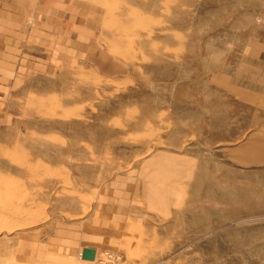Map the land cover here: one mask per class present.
I'll list each match as a JSON object with an SVG mask.
<instances>
[{
    "label": "rangeland",
    "instance_id": "1",
    "mask_svg": "<svg viewBox=\"0 0 264 264\" xmlns=\"http://www.w3.org/2000/svg\"><path fill=\"white\" fill-rule=\"evenodd\" d=\"M79 1L61 44L0 27V264H264L241 0Z\"/></svg>",
    "mask_w": 264,
    "mask_h": 264
},
{
    "label": "crops",
    "instance_id": "2",
    "mask_svg": "<svg viewBox=\"0 0 264 264\" xmlns=\"http://www.w3.org/2000/svg\"><path fill=\"white\" fill-rule=\"evenodd\" d=\"M81 6L84 5L79 0H0V27L37 28L39 36L43 33L45 38L47 35L53 38L51 42L61 44L63 20L70 23L65 26L75 27ZM237 9L246 13L247 23H251L252 18L255 20L253 28L256 30L241 41L244 46L237 57V64L229 73H224L223 82L243 105L246 103L248 108L256 110V122L261 126L253 130L262 132L264 137V0H241ZM47 28L54 32H47ZM79 33L82 32L76 31Z\"/></svg>",
    "mask_w": 264,
    "mask_h": 264
},
{
    "label": "built area",
    "instance_id": "3",
    "mask_svg": "<svg viewBox=\"0 0 264 264\" xmlns=\"http://www.w3.org/2000/svg\"><path fill=\"white\" fill-rule=\"evenodd\" d=\"M81 257V253H80ZM82 264H119L121 262V255L113 251H102L97 254L96 250L94 251L93 259L84 260L82 259Z\"/></svg>",
    "mask_w": 264,
    "mask_h": 264
},
{
    "label": "water",
    "instance_id": "4",
    "mask_svg": "<svg viewBox=\"0 0 264 264\" xmlns=\"http://www.w3.org/2000/svg\"><path fill=\"white\" fill-rule=\"evenodd\" d=\"M94 251L91 248H84L81 252V258L84 260H91L93 259Z\"/></svg>",
    "mask_w": 264,
    "mask_h": 264
}]
</instances>
